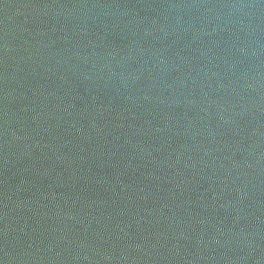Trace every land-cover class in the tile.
<instances>
[{"label": "water", "instance_id": "water-1", "mask_svg": "<svg viewBox=\"0 0 264 264\" xmlns=\"http://www.w3.org/2000/svg\"><path fill=\"white\" fill-rule=\"evenodd\" d=\"M0 264H264V0H0Z\"/></svg>", "mask_w": 264, "mask_h": 264}]
</instances>
